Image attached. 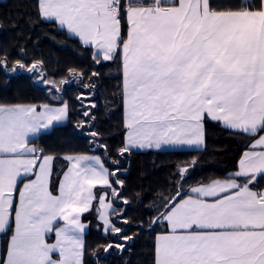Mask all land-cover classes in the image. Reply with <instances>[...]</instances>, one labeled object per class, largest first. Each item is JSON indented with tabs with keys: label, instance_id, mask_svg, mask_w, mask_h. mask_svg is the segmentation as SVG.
<instances>
[{
	"label": "snow or ice",
	"instance_id": "1",
	"mask_svg": "<svg viewBox=\"0 0 264 264\" xmlns=\"http://www.w3.org/2000/svg\"><path fill=\"white\" fill-rule=\"evenodd\" d=\"M38 14L93 46L95 63L120 62L127 106L120 156L136 147L198 149L205 116L252 138L227 179L193 186L186 198L178 189L161 194L163 211L148 221L149 228L161 220L167 226L157 236L155 264H264V0H38ZM6 65L0 57V68ZM17 66L33 72L43 62ZM87 99L83 92L77 97ZM69 112L65 101L0 104V233L12 232L0 264H83L80 217L99 199L98 186L107 189L99 199L105 231L133 239L113 223L110 213L119 209L107 202L111 194L128 203L118 160L110 168L99 155L69 156L59 194L49 190L54 158L29 139ZM116 219L128 223L123 215ZM123 247L113 242L103 251Z\"/></svg>",
	"mask_w": 264,
	"mask_h": 264
},
{
	"label": "trees",
	"instance_id": "2",
	"mask_svg": "<svg viewBox=\"0 0 264 264\" xmlns=\"http://www.w3.org/2000/svg\"><path fill=\"white\" fill-rule=\"evenodd\" d=\"M94 52L57 23L43 19L38 14V0L0 1V57L7 58L6 67L0 68V104L60 105L65 101L70 107L67 123L31 142L44 155L55 158L52 191L58 192L69 164L68 155L99 154L110 168L112 161H119L117 175L122 198L128 203H116L119 210L112 221L133 239L121 241L117 234L104 231L96 201L83 216L89 224L85 264H155L157 236L167 226L161 220L149 228L148 221L163 211L161 194L167 198L178 189L186 197L193 186L230 177L238 170L252 138L207 121L206 147L202 150H131L120 156L119 149L126 143L122 68L118 60L95 63ZM17 61L26 67L42 61L43 68L28 72L18 69ZM13 68L17 70L12 71ZM82 92L88 94V99L78 101ZM92 103L94 108L90 107ZM82 104L89 106L94 120L88 121L81 114L85 111ZM92 131L99 135L91 136ZM101 145H106V149ZM185 167L188 172L182 174ZM121 215L127 218V224L116 219ZM9 238L10 232L3 238L2 259ZM113 242L123 243L124 247L103 251L105 245Z\"/></svg>",
	"mask_w": 264,
	"mask_h": 264
},
{
	"label": "crops",
	"instance_id": "3",
	"mask_svg": "<svg viewBox=\"0 0 264 264\" xmlns=\"http://www.w3.org/2000/svg\"><path fill=\"white\" fill-rule=\"evenodd\" d=\"M47 21H48V20H47ZM57 24H58V23H57ZM58 26H59V24H58ZM59 27H60V26H59ZM62 29H64L69 35L78 38V39L83 43V41H82L79 37H77L75 34H73V33L69 32V31H67L66 28H62ZM83 44H84V43H83ZM84 45H85V44H84ZM86 46L92 47V48L94 49L93 46H90V45H86ZM94 51H95V49H94ZM49 105H50V104H49ZM37 106H42V105H37ZM50 106H53V107H59L60 105H50ZM68 119H69V116H68V118H67L65 121H63V122L57 124L56 126L63 125V124H65V123H67ZM126 120H127V106H126V102H125V100H124V122H125V126H126ZM207 121H208V122H212V123H214V124H218V125H220L221 127H223L224 129H227V130H229V131H231V132L238 133V134H243L242 132H239V131H237V130L230 129V128H229L228 126H226L222 121H216V120H213V119H212L211 117H209V116H205V117H204V143H203L202 145H200L198 149L195 148L194 146L165 145V146H162L160 149H156V148H151V149H149V148H139V147H136V148H132V150H135V151L193 150V149H194V150H202V149H204V148L206 147V122H207ZM53 129H54V128H53ZM53 129H50V130H48V131H46V132H44V133L37 134V135L34 136V137H30V139H29V146H30V147H31V146H35V147L39 148L36 144H33V143H31V142H32L33 140L37 139V138H38L39 136H41L42 134H46V133L51 132ZM243 135H246V134H243ZM126 141H127V129H126ZM249 150H250V148L247 149L245 152H247V151H249ZM245 152H244V153H245ZM244 153H243V154H244ZM243 154H242V156H243ZM78 155L94 156V155H99V154H78ZM49 156H52V155H49ZM69 156H77V155H68V156L66 157V159H67ZM99 156H100V155H99ZM242 156H241V158H242ZM52 157L54 158V156H52ZM241 158H240V159H241ZM54 159H55V158H54ZM54 159H53L52 164H51V175H50V178H49V184H48V187H49V190L53 193V195H58V194H59V188H60V186L62 185V183H63V181H64V176H65V175L68 173V171L70 170V166H71V165H70V161L67 159V161H68V163H69V164H68V167H67V169L65 170V172L63 173V175H62V177H61V180H60V182H59L58 192H57V193H54V192L52 191V189H51V178H52V172H53ZM102 159H103V158H102ZM31 178L34 179L35 177H31ZM224 179H227V178H224ZM224 179H216V180H224ZM25 182H27V181H25ZM211 182H212V181H211ZM209 183H210V182H209ZM196 186H197V185H196ZM19 187L22 188V185H20ZM99 189H101V188L98 186L96 189H94V192L97 194V196H98L99 199H102V198H103L102 195H101L102 191H107V190H102V191H99V193H98V190H99ZM17 195H18V194H17ZM188 195H192V193L189 192ZM185 198H186V197H185ZM99 199L94 200L93 203H92L91 208L89 209V211L83 213V214L81 215V217H80L81 222L85 225V230H84V232L81 234V235H82L83 242H84L83 264H85V242H86V234H87L88 231H89V224L86 223V222L83 220V216H84L86 213L90 212V211L93 209V206H94V204H95L96 201H98V204H99V208H100V221H101V223L103 224L104 231H105V229L108 227L107 225L104 224L103 219H101V213H102L104 210L100 207ZM107 202H111V203L113 204V198H112L111 194H109V196H108V198H107ZM110 216H111V213H110ZM59 223H60V226H63V222H62V221L59 222ZM9 232H10V237H11L12 232H11V231H9ZM9 232H7V233H9ZM160 234H161V233H160ZM5 236H6V234L0 233V260H2L3 238H5ZM9 239H10V238H9ZM9 239H8V241H9ZM52 240H54V236L50 237V242H51ZM7 244H8V243H7ZM5 256H6V255H5Z\"/></svg>",
	"mask_w": 264,
	"mask_h": 264
},
{
	"label": "rangeland",
	"instance_id": "4",
	"mask_svg": "<svg viewBox=\"0 0 264 264\" xmlns=\"http://www.w3.org/2000/svg\"><path fill=\"white\" fill-rule=\"evenodd\" d=\"M181 172H182V174H186V173L183 172V169L181 170ZM112 198H113V206H114V208H115L116 203H117L118 201H117L116 198H115V199H114V197H112ZM113 214L116 215L117 212H112V213H111V219H112V217L114 216ZM105 232H106V231H105Z\"/></svg>",
	"mask_w": 264,
	"mask_h": 264
},
{
	"label": "built area",
	"instance_id": "5",
	"mask_svg": "<svg viewBox=\"0 0 264 264\" xmlns=\"http://www.w3.org/2000/svg\"><path fill=\"white\" fill-rule=\"evenodd\" d=\"M0 1H4V0H0Z\"/></svg>",
	"mask_w": 264,
	"mask_h": 264
}]
</instances>
